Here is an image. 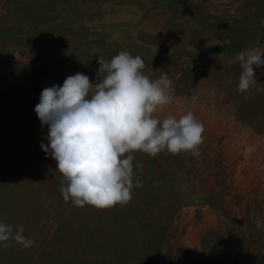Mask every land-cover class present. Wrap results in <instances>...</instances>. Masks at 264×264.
Listing matches in <instances>:
<instances>
[{
	"label": "rangeland",
	"instance_id": "1",
	"mask_svg": "<svg viewBox=\"0 0 264 264\" xmlns=\"http://www.w3.org/2000/svg\"><path fill=\"white\" fill-rule=\"evenodd\" d=\"M264 0H0V221L34 241L0 264H264V66L238 92L237 54L264 50ZM142 57L172 81L155 113L192 111L199 155L134 153L132 199L76 207L40 147L45 87L76 73L97 82L99 56Z\"/></svg>",
	"mask_w": 264,
	"mask_h": 264
},
{
	"label": "clouds",
	"instance_id": "2",
	"mask_svg": "<svg viewBox=\"0 0 264 264\" xmlns=\"http://www.w3.org/2000/svg\"><path fill=\"white\" fill-rule=\"evenodd\" d=\"M237 59V90L253 95L259 83L254 69L264 66V50L250 47ZM97 63L96 83L83 73L70 75L62 86L45 87L34 111L48 129L47 144L40 147L56 161L63 200L103 209L126 204L132 189L141 186L135 152L199 155L204 127L192 111L163 120L154 115L172 102V81L165 72L156 79L145 75L141 56L121 51L109 60L99 56ZM259 85L257 91H264ZM24 231L0 221V248L12 242L31 247L34 241Z\"/></svg>",
	"mask_w": 264,
	"mask_h": 264
}]
</instances>
